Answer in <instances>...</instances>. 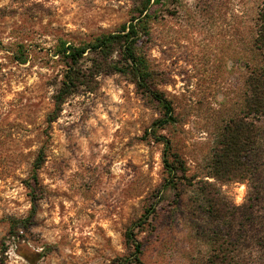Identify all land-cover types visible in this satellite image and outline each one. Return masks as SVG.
I'll return each instance as SVG.
<instances>
[{"label": "rangeland", "instance_id": "rangeland-1", "mask_svg": "<svg viewBox=\"0 0 264 264\" xmlns=\"http://www.w3.org/2000/svg\"><path fill=\"white\" fill-rule=\"evenodd\" d=\"M141 0H0V262L110 264L125 256V231L149 207L137 238L144 264H206L209 221L193 187L179 204L161 193L162 145L146 131L161 110L119 74L97 78L93 93L70 97L48 127L51 96L62 71L52 53L60 40L80 45L128 22ZM261 0H177L154 5L144 53L156 88L177 123L161 131L186 163L187 176L207 180L223 124L239 115ZM23 52L25 64L15 57ZM255 173L218 183L234 216L222 225L237 244L235 264H264V122ZM45 132L50 135L49 140ZM36 215L10 235L8 219L24 220L31 202L24 182L41 148ZM7 252L1 256V242Z\"/></svg>", "mask_w": 264, "mask_h": 264}, {"label": "trees", "instance_id": "trees-1", "mask_svg": "<svg viewBox=\"0 0 264 264\" xmlns=\"http://www.w3.org/2000/svg\"><path fill=\"white\" fill-rule=\"evenodd\" d=\"M177 0H141L135 6L127 23L114 33L102 34L92 41L72 45L60 40L52 53L53 63L61 66V78L51 96L52 111L46 117L50 127L60 117L66 101L80 93H93L97 89V78L103 75L119 74L128 79L141 95L156 103L161 110L157 119L146 135L151 142L162 145L163 183L161 193H173L174 202L179 204L182 187H193L202 205L207 219L216 227L208 238L206 264H235L236 241L226 234L222 225L234 216V207L225 199L214 182L230 183L245 180L255 173L254 153L262 135L264 122V0L257 15L252 48L261 60L258 67L247 64L248 74L245 78L246 94L241 113L227 120L215 140L209 165L207 180H193L187 176L186 163L174 149L172 141L161 131L177 123L171 101L156 88L155 74L151 70L144 46L150 38V22L153 18L151 8L163 2ZM19 64L27 61L23 52L15 57ZM50 134L45 132L47 140ZM46 161L45 148L38 152L29 179L24 182L31 202L28 217L24 220L8 219L10 235H15L17 228H27L36 215V204L40 200L41 188L38 172ZM155 207H149L144 214L125 231L124 244L127 254L118 257L110 264H144L141 260L142 243L138 233L150 224ZM1 256L7 252V246L1 242ZM27 255L22 257L30 264H36ZM3 264V262H0Z\"/></svg>", "mask_w": 264, "mask_h": 264}]
</instances>
